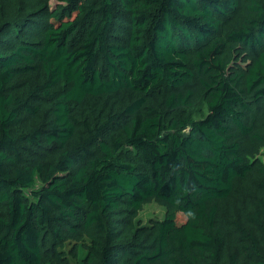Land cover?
<instances>
[{
    "label": "trees",
    "instance_id": "1",
    "mask_svg": "<svg viewBox=\"0 0 264 264\" xmlns=\"http://www.w3.org/2000/svg\"><path fill=\"white\" fill-rule=\"evenodd\" d=\"M50 1L0 0V264H264V0Z\"/></svg>",
    "mask_w": 264,
    "mask_h": 264
},
{
    "label": "rangeland",
    "instance_id": "2",
    "mask_svg": "<svg viewBox=\"0 0 264 264\" xmlns=\"http://www.w3.org/2000/svg\"><path fill=\"white\" fill-rule=\"evenodd\" d=\"M51 5H54L58 0H51ZM261 157L264 159V149L262 150ZM39 183V182H37ZM166 208L155 200H149L143 205V209L138 214V219L142 223H150L151 220L165 219ZM183 215L177 213L174 215L173 220L180 222Z\"/></svg>",
    "mask_w": 264,
    "mask_h": 264
}]
</instances>
